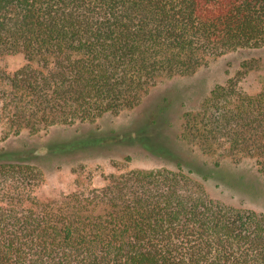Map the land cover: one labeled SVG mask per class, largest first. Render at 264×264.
<instances>
[{
	"label": "trees",
	"instance_id": "trees-1",
	"mask_svg": "<svg viewBox=\"0 0 264 264\" xmlns=\"http://www.w3.org/2000/svg\"><path fill=\"white\" fill-rule=\"evenodd\" d=\"M261 49L264 0H0V57L25 60L0 68V123L7 138L95 123L135 109L161 79ZM236 86L216 84L182 114L178 139L208 160L111 174L58 202L34 194L36 163L0 149V264H264V212L205 187L234 185L216 170L226 160H251L264 180V80L253 95Z\"/></svg>",
	"mask_w": 264,
	"mask_h": 264
},
{
	"label": "rangeland",
	"instance_id": "rangeland-1",
	"mask_svg": "<svg viewBox=\"0 0 264 264\" xmlns=\"http://www.w3.org/2000/svg\"><path fill=\"white\" fill-rule=\"evenodd\" d=\"M253 59H258V68L255 64L241 67ZM24 64L22 54L0 57V68L7 74ZM228 78L236 80L238 90L256 94L264 80V49L229 52L192 75L161 79L138 107L106 114L95 123L52 126L39 132L24 127L8 138L0 123V149L36 163L42 176L34 194L40 202H58L75 191L102 188L111 174L131 169L172 167L180 158L201 163L207 156L191 152L178 139L181 117L186 110L195 112L210 89ZM82 142L88 148L73 151ZM126 156L131 160L125 161ZM244 160L238 165L226 160L216 168L225 177H235L234 185L217 177L205 183L206 190L227 204L264 212V180L251 160Z\"/></svg>",
	"mask_w": 264,
	"mask_h": 264
}]
</instances>
